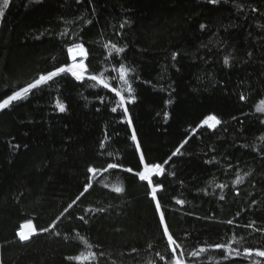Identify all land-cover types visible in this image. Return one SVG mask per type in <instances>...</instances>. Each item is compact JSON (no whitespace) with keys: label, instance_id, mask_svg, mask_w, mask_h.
<instances>
[{"label":"trees","instance_id":"obj_1","mask_svg":"<svg viewBox=\"0 0 264 264\" xmlns=\"http://www.w3.org/2000/svg\"><path fill=\"white\" fill-rule=\"evenodd\" d=\"M75 44L85 50L83 80L61 74L0 110V264H81L69 258L90 251L104 253L98 264H168L165 224L185 264H264L255 254L264 250V0H10L0 17V101L70 66ZM120 63L135 69L127 115L111 111L119 99L111 88L128 96ZM211 114L221 123L201 127ZM181 144L165 175L153 177L162 185L158 210L135 173L145 162L163 164ZM27 223L36 234L22 241Z\"/></svg>","mask_w":264,"mask_h":264},{"label":"snow or ice","instance_id":"obj_2","mask_svg":"<svg viewBox=\"0 0 264 264\" xmlns=\"http://www.w3.org/2000/svg\"><path fill=\"white\" fill-rule=\"evenodd\" d=\"M9 2H10V0H0V17L4 16L5 9H7L9 7ZM76 2L80 3L81 0H76ZM218 2H219V0H208V3H210V4H217ZM87 23H91V21H87ZM125 23H127V22H125ZM124 26H125L124 24L120 25L121 28H123ZM200 27H201V29H203L205 27V25L201 24ZM65 35H66V33H65ZM109 46H110L111 50L117 54L123 53L125 51L124 47H118L117 44L112 43L111 41H109L108 45H105V47H109ZM75 48L80 50L81 55L84 54L85 50H84L83 44H75ZM68 52L72 53L73 48H71V47L68 48ZM177 55H178L177 53H173L172 58L175 60ZM72 59H73V61H75L76 57L73 56ZM224 64L225 65L229 64V58L228 57L224 58ZM78 67L80 70H77L76 67H71V66L65 65V66L55 67L54 70H52V71L42 72L41 74L38 75L37 78L33 79L31 82L26 83L25 86L20 87L18 90H14L11 95H8L6 98H4L2 101H0V110H4V109L10 107L14 102H18V101L26 99L29 95L33 94L35 90H41L45 87H50L51 84L56 82V79L59 78L61 76V74L71 73V75L73 77H75L76 80H78V81L83 80L84 76H83L82 72H83L84 66H83V64H81ZM134 72H135L134 68L126 67L124 63L119 64L118 78L127 87L128 96L126 97L122 90L118 91L114 87L111 88V91L114 92L117 97H119V99L117 101V106L111 108L112 112H117L118 110H122L123 114L127 115L128 103L135 102L136 95L133 94L135 90L133 89V87H132V85L128 79L129 74L134 73ZM102 75L103 74H101V76ZM101 76L93 75L90 77V79L92 81H98V83L100 85H102L104 88H109L110 87L109 83L106 80L102 79ZM113 79H116V78L114 77ZM146 83H151V82L149 81ZM240 99L244 100L245 96L243 94H241ZM169 102H171V101H169ZM261 103L264 104V101H261ZM55 107L60 112H64L66 110L65 104L63 102H61L60 99H57L55 101ZM257 111H264V108H258ZM164 115H165V117H167L168 114L165 113ZM209 121H211L212 123H209ZM131 122H132L131 117H128V123H131ZM220 123H221L220 119L218 117H216L215 114H211L208 117H206L204 121H202L201 127H203L204 125H207L210 129H215L216 126L219 125ZM262 123H264V121H262ZM131 139L133 141L137 140V136H136L134 131H133ZM184 143H187V141H184ZM101 146L103 147V144ZM16 147H19V146L17 145ZM137 147L139 148V144H137ZM182 147H183V144H181L179 147H177L175 149V151L172 152L171 156L163 162V164L145 162V163H143V170L135 173V175L138 176L140 181L147 182V185L151 188V196H152L153 200H156V208L158 210L160 209V203H159V200H157V191L162 190V185H160L158 183L154 184L153 183V177L158 176V175L159 176L165 175L164 165H167L173 157L177 156L178 154H181ZM140 159L142 162L145 160L143 153L141 154ZM117 167H118L117 163H108L107 164V169H110V170L116 169ZM98 171H100V169H97V168L92 167V166L88 167L89 173H96ZM127 171L131 172L132 169H127ZM241 179L242 178L238 177L237 183H239ZM91 187H92L91 183H86V185L84 187V191L80 192V194L74 200H72V202L69 203L66 208H64L63 212L60 213V216H58L56 218V220L57 221L60 220L61 217H63L66 213H68L69 210L73 208V205H75L77 203V201H79L81 199V197H83L85 195V193ZM221 187H223V185ZM123 191H124V189H122V188H116L115 189V192H117V193H121ZM221 199H223V197H221ZM177 202L181 205L185 203L184 200H178ZM85 211H90V210L85 209ZM97 211L103 212V211H105V209L100 208V209H97ZM237 215H239V213H237ZM79 219L84 220L85 218L83 216H80ZM160 220H161V223H164L163 212L160 213ZM85 222H87V221H85ZM55 223H56V221H53V225L50 226V228L54 227ZM228 223L231 224L232 221H228ZM254 223L255 222H253L252 224H249L247 226L252 227L254 225ZM50 228H41V229H39V232L47 233V232H49ZM258 230L264 231V229H258ZM33 234H36V233H33ZM55 235L59 236L60 233L56 232ZM163 235L167 237V244H168V248L170 249V251L168 252V256L170 257V261L168 262V264H185V260L180 258V257L185 256V253L183 251H181L180 256H177V249L181 248V245L179 243H177L176 239H174L173 235L169 232V229H168L166 224L163 228ZM65 238H67V237H65ZM19 239L22 241L29 240L30 235H24L23 233H20ZM80 239L82 241L84 240L83 237H81ZM89 247H91V245H89ZM148 247L151 248L152 245L149 244ZM214 247L217 249H223L226 247V245L221 244V243H217L214 245ZM132 251L135 252L136 249H133ZM204 251H205L204 248H200L198 251H192L190 253H187V255L196 257L199 255L200 252H204ZM253 251L254 250L250 249V248L244 249V252L246 254H248L249 256H251ZM236 254L240 255L239 252H237ZM255 254L257 256L264 257V250L256 249ZM103 255H104L103 252L99 253V257H103ZM156 255L160 256L161 260L165 259V257L162 256L159 252H157ZM99 257L97 256V253L95 251H90L87 254H85L84 252H81L77 256L70 257L69 259H75L76 261L81 262V264H93V262H96V264H98ZM256 264H258V262H256Z\"/></svg>","mask_w":264,"mask_h":264},{"label":"rangeland","instance_id":"obj_3","mask_svg":"<svg viewBox=\"0 0 264 264\" xmlns=\"http://www.w3.org/2000/svg\"><path fill=\"white\" fill-rule=\"evenodd\" d=\"M74 52H79V54H75ZM68 55H69V59L72 60V64L70 66L71 67H76L77 70H80L78 66L81 65V64H83V58L85 57V52H84L83 55H81L80 50L77 49V48H74L73 49V52L72 53H69ZM73 56L76 57L75 61H73V59H72ZM82 74L84 75V73H82ZM258 108H264V104L261 103L258 106ZM261 112L264 113V111H261ZM209 123H212V122L209 121ZM20 233H23L24 235H30L31 236L33 234V230H32L31 225L28 224V223L27 224H24L21 227V229L19 230L18 236H19Z\"/></svg>","mask_w":264,"mask_h":264},{"label":"water","instance_id":"obj_4","mask_svg":"<svg viewBox=\"0 0 264 264\" xmlns=\"http://www.w3.org/2000/svg\"><path fill=\"white\" fill-rule=\"evenodd\" d=\"M82 73H85V67L83 68V72ZM26 241V240H25Z\"/></svg>","mask_w":264,"mask_h":264},{"label":"bare ground","instance_id":"obj_5","mask_svg":"<svg viewBox=\"0 0 264 264\" xmlns=\"http://www.w3.org/2000/svg\"><path fill=\"white\" fill-rule=\"evenodd\" d=\"M75 54H79V52H74Z\"/></svg>","mask_w":264,"mask_h":264}]
</instances>
